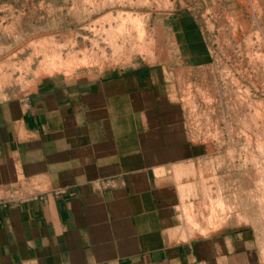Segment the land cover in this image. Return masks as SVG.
I'll use <instances>...</instances> for the list:
<instances>
[{
    "label": "crops",
    "instance_id": "crops-1",
    "mask_svg": "<svg viewBox=\"0 0 264 264\" xmlns=\"http://www.w3.org/2000/svg\"><path fill=\"white\" fill-rule=\"evenodd\" d=\"M168 26L179 67L205 56L197 27ZM186 114L147 66L70 83L45 76L0 101V264H259L244 228L173 237L177 219L183 239L212 230L172 182L207 156Z\"/></svg>",
    "mask_w": 264,
    "mask_h": 264
},
{
    "label": "rangeland",
    "instance_id": "rangeland-1",
    "mask_svg": "<svg viewBox=\"0 0 264 264\" xmlns=\"http://www.w3.org/2000/svg\"><path fill=\"white\" fill-rule=\"evenodd\" d=\"M177 19L197 27L198 51L205 53L187 68L173 61L179 51L168 21ZM82 45L87 51L100 48L96 64L50 77L70 83L113 69L159 68L186 108L192 141L207 150L194 166L175 170L172 182L188 195L186 201L201 207L211 233L183 239L178 231L185 223L177 219L175 240L244 228L247 244L264 264V205L257 201L264 196V0H0V66L6 63L5 74L14 72L0 101L33 88L42 78L45 53L81 60Z\"/></svg>",
    "mask_w": 264,
    "mask_h": 264
},
{
    "label": "bare ground",
    "instance_id": "bare-ground-1",
    "mask_svg": "<svg viewBox=\"0 0 264 264\" xmlns=\"http://www.w3.org/2000/svg\"><path fill=\"white\" fill-rule=\"evenodd\" d=\"M136 13V12H135ZM118 14V13H117ZM124 14V13H123ZM134 15V14H133ZM137 15V14H136ZM138 16V15H137ZM127 17V16H126ZM117 18H118V16H117ZM132 18V17H131ZM135 18V17H134ZM146 18V17H145ZM120 19V18H119ZM118 19V20H119ZM127 19H128V17H127ZM139 19H141V17L139 18ZM117 20V21H118ZM129 20V19H128ZM138 20V19H137ZM123 21V20H122ZM125 22V21H124ZM129 22V21H128ZM130 23V22H129ZM128 23V24H129ZM131 23H133V22H131ZM130 23V24H131ZM141 23V22H140ZM135 24V23H134ZM143 26V25H142ZM112 27V26H111ZM121 27V26H120ZM119 28V27H118ZM133 28H134V26H133ZM138 27H136V29H137ZM108 29V28H107ZM115 29H116V27H115ZM121 29V28H120ZM102 30V29H101ZM118 30V29H117ZM125 30V29H124ZM131 30H132V28H131ZM135 30V29H134ZM109 31V30H108ZM130 31V30H129ZM133 31V30H132ZM104 32V31H103ZM117 32H119V31H117ZM121 32V31H120ZM125 31H123V33H124ZM115 34H117V33H115ZM146 34V33H145ZM108 35V34H107ZM109 35H110V33H109ZM121 35V34H120ZM137 35H138V33H137ZM141 35V34H140ZM139 36V35H138ZM124 37V36H123ZM146 37V36H145ZM109 38V37H108ZM113 38V37H112ZM121 38V37H120ZM135 38V37H134ZM140 38V37H139ZM138 38V40H140ZM115 39H116V37H115ZM127 39V38H126ZM142 39V38H141ZM51 40V39H50ZM41 41V40H40ZM83 41V40H82ZM97 41V40H96ZM123 41H125L124 39H123ZM136 41V40H135ZM134 41V42H135ZM75 42V41H74ZM112 42H114L113 40L111 41V43ZM138 42V41H137ZM147 42V41H146ZM109 43V42H108ZM42 44V43H41ZM44 44V43H43ZM51 44V43H50ZM92 44V43H91ZM114 45H115V47L117 46L116 45V43H113ZM140 44V43H139ZM31 45H33V44H31ZM48 45V44H47ZM80 45V44H79ZM93 45V44H92ZM95 46H97L96 44H94ZM146 45H148V44H146ZM38 46V45H37ZM55 46V45H54ZM83 47H82V53L81 54H83V57H82V59L80 60V58L77 60V57H73L72 59L70 58V56L67 58H65V57H62L61 56V54L59 53V52H57L56 54L55 53H52L53 55H48V52L47 53H45V54H47V55H45V56H43V58H42V61H41V63L39 64V66H40V68H39V71H38V75H40V77L42 76V77H45V76H53L54 74H57V73H59V72H62V71H64L65 73H66V75H67V73L70 71V70H73L74 68H76L77 66H84V65H87L88 66V64H91V63H93V61L95 60V53H97V52H99V50H100V48H97V47H94V46H92L91 48H93L94 47V50H90V51H87L86 50V48H84V45H82ZM111 46H112V44H111ZM48 47V46H47ZM80 47V46H79ZM114 46H113V48H115ZM121 47V46H120ZM136 47V46H135ZM143 47V46H142ZM103 48V47H102ZM118 48L119 47H116V49L118 50ZM122 48V47H121ZM46 49V48H45ZM54 49V48H53ZM60 49V48H59ZM88 49V48H87ZM109 49H110V47H109ZM120 49V48H119ZM129 49V48H128ZM139 49V48H138ZM151 49V48H150ZM140 50H142V49H140ZM59 51V50H58ZM113 51V50H112ZM52 52V51H51ZM61 52V51H60ZM115 52V51H114ZM113 52V53H114ZM139 52V51H138ZM150 52V51H149ZM151 53H153V52H151ZM35 54V53H34ZM66 54V53H65ZM78 54V53H77ZM101 54H106V53H104L103 52V50L101 51ZM63 55V54H62ZM67 55V54H66ZM72 55H74V54H72ZM103 57V56H102ZM40 60V59H39ZM76 60V61H75ZM98 61H99V59H98ZM96 62H97V60H96ZM38 63H39V61H38ZM95 63V62H94ZM94 63H93V65H94ZM6 64V63H5ZM5 64L3 63L1 66H0V71L2 70V69H4L3 68V66H5ZM8 64V63H7ZM18 64H19V62H18ZM96 64V63H95ZM9 65H10V63H9ZM7 66V65H6ZM14 66V65H13ZM20 66V65H19ZM15 67V66H14ZM21 67V66H20ZM13 69H15V68H13ZM21 69H25V70H27L28 68H27V65H25L24 67L22 66L21 67ZM16 71H18L17 69H15ZM66 70V71H65ZM1 72H3V74L2 73H0V93H1V91H2V89L4 88V86H7V85H9V84H11V75L12 74H14V72H9V74L7 73V74H5V72L4 71H1ZM20 73V72H19ZM5 74V75H4ZM19 77V76H18ZM37 78H39L38 76H37ZM22 79V78H21ZM1 96V95H0ZM255 118V117H254ZM257 119V118H256ZM260 134V133H259ZM259 142V141H258ZM260 145V144H259ZM263 149V148H262ZM262 170H263V167H262ZM261 170V171H262ZM257 171V170H256ZM260 171V172H261ZM257 174H259V173H257ZM260 175V174H259ZM258 175V176H259ZM253 177V176H252ZM260 178V177H259ZM263 178V177H262ZM264 179V178H263ZM260 181V180H259ZM261 183H263V182H261ZM254 184V183H253ZM259 185V184H258ZM261 185V184H260ZM263 187H264V185H263ZM259 188V187H258ZM208 192V191H207ZM254 197H256V196H254ZM217 198V197H216ZM257 198H258V196H257ZM261 198V199H260ZM260 198L259 199H257V201L259 202V204L262 202V204L261 205H264V196L262 197V194H261V196H260ZM218 201H220V199L218 200ZM217 201V203H219ZM222 201V200H221ZM257 202V203H258ZM211 203V202H210ZM213 204V203H212ZM258 204V205H259ZM215 205V204H214ZM214 205H212V211H210L211 212V216H214V215H212V214H214V212H215V208L216 207H213ZM261 205H259V207H261ZM210 206V205H209ZM220 206V205H219ZM217 207H218V204H217ZM259 207H258V209H259ZM207 208V207H206ZM209 208L207 209V211L209 212ZM222 208H223V206H222ZM263 210H264V208H263V206L261 207ZM218 209V208H217ZM262 211V210H261ZM264 212V211H263ZM214 217H212L211 219H213ZM212 225V224H211ZM196 226H198L197 225V222H196Z\"/></svg>",
    "mask_w": 264,
    "mask_h": 264
},
{
    "label": "built area",
    "instance_id": "built-area-1",
    "mask_svg": "<svg viewBox=\"0 0 264 264\" xmlns=\"http://www.w3.org/2000/svg\"><path fill=\"white\" fill-rule=\"evenodd\" d=\"M106 264H112V263H106Z\"/></svg>",
    "mask_w": 264,
    "mask_h": 264
}]
</instances>
